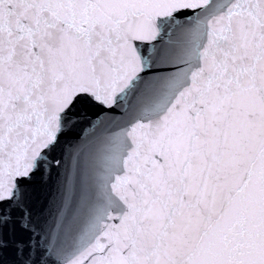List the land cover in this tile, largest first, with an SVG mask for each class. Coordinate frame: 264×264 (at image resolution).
<instances>
[{"label":"snow or ice","instance_id":"snow-or-ice-1","mask_svg":"<svg viewBox=\"0 0 264 264\" xmlns=\"http://www.w3.org/2000/svg\"><path fill=\"white\" fill-rule=\"evenodd\" d=\"M0 264H264V0H0Z\"/></svg>","mask_w":264,"mask_h":264}]
</instances>
